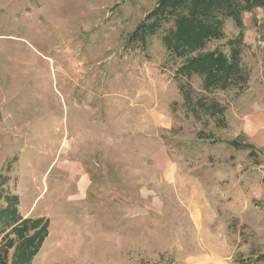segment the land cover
Returning <instances> with one entry per match:
<instances>
[{"label": "rangeland", "instance_id": "obj_1", "mask_svg": "<svg viewBox=\"0 0 264 264\" xmlns=\"http://www.w3.org/2000/svg\"><path fill=\"white\" fill-rule=\"evenodd\" d=\"M155 3L0 0V178L49 222L32 264H264V8L207 47L243 34L247 89L207 95L220 127L183 105L164 30L126 49Z\"/></svg>", "mask_w": 264, "mask_h": 264}, {"label": "trees", "instance_id": "obj_2", "mask_svg": "<svg viewBox=\"0 0 264 264\" xmlns=\"http://www.w3.org/2000/svg\"><path fill=\"white\" fill-rule=\"evenodd\" d=\"M257 8H264V0H156L152 11L128 36L125 47L131 52H145L149 40L164 30L163 47L181 61L175 78L181 82L183 105L195 118H217L218 125L225 127L226 108L207 95L247 89L250 73L242 62L243 34L228 43L229 54L220 48L208 51L207 47L225 37L226 20L231 19L242 31L243 15ZM195 76L202 80V94H197L190 84ZM231 145L254 152L253 146L235 141ZM0 179V200L6 202L0 210V264H32L48 237L49 222L23 218L18 196L3 189L9 178Z\"/></svg>", "mask_w": 264, "mask_h": 264}, {"label": "crops", "instance_id": "obj_3", "mask_svg": "<svg viewBox=\"0 0 264 264\" xmlns=\"http://www.w3.org/2000/svg\"><path fill=\"white\" fill-rule=\"evenodd\" d=\"M71 176H90V174L87 172V170H84L83 166L80 165V167H77L76 171L71 173Z\"/></svg>", "mask_w": 264, "mask_h": 264}]
</instances>
